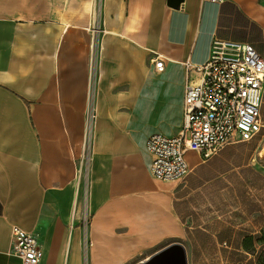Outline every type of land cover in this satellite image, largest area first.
I'll return each instance as SVG.
<instances>
[{"label":"crops","instance_id":"obj_1","mask_svg":"<svg viewBox=\"0 0 264 264\" xmlns=\"http://www.w3.org/2000/svg\"><path fill=\"white\" fill-rule=\"evenodd\" d=\"M214 39L264 58V0H0V264H22L12 226L39 264H143L173 244L186 264H264V90L256 134L187 152L183 180L149 171L146 141L179 133L186 65Z\"/></svg>","mask_w":264,"mask_h":264},{"label":"built area","instance_id":"obj_2","mask_svg":"<svg viewBox=\"0 0 264 264\" xmlns=\"http://www.w3.org/2000/svg\"><path fill=\"white\" fill-rule=\"evenodd\" d=\"M221 1V0H211ZM98 9V5L96 6ZM157 71L162 61L154 60ZM199 79H187L182 98V126L176 136L151 134L146 149L151 154L150 174L162 181L183 180L189 168L185 154L198 153L203 160L224 146L256 134L262 128L260 104L264 90V58L249 43L212 40L208 59L201 65H186ZM95 112L86 114L83 150H89ZM80 221L89 220L86 201L79 207ZM10 254L22 264H39L42 252L37 238L11 227Z\"/></svg>","mask_w":264,"mask_h":264},{"label":"water","instance_id":"obj_3","mask_svg":"<svg viewBox=\"0 0 264 264\" xmlns=\"http://www.w3.org/2000/svg\"><path fill=\"white\" fill-rule=\"evenodd\" d=\"M143 264H186V257L179 244H173Z\"/></svg>","mask_w":264,"mask_h":264},{"label":"rangeland","instance_id":"obj_4","mask_svg":"<svg viewBox=\"0 0 264 264\" xmlns=\"http://www.w3.org/2000/svg\"><path fill=\"white\" fill-rule=\"evenodd\" d=\"M86 153L87 151L84 152V156H83V166H82V169H80V185L82 186V189H80V196H79V205L80 207L83 205V203L86 201V181H87V178H86V159H87V156H86Z\"/></svg>","mask_w":264,"mask_h":264},{"label":"trees","instance_id":"obj_5","mask_svg":"<svg viewBox=\"0 0 264 264\" xmlns=\"http://www.w3.org/2000/svg\"><path fill=\"white\" fill-rule=\"evenodd\" d=\"M263 262H264V260H263Z\"/></svg>","mask_w":264,"mask_h":264}]
</instances>
